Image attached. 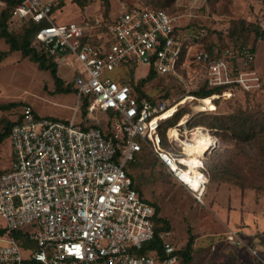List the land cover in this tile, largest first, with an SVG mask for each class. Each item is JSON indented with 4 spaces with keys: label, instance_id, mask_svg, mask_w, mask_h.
Here are the masks:
<instances>
[{
    "label": "built area",
    "instance_id": "1",
    "mask_svg": "<svg viewBox=\"0 0 264 264\" xmlns=\"http://www.w3.org/2000/svg\"><path fill=\"white\" fill-rule=\"evenodd\" d=\"M53 3L22 0L12 19L47 23L36 33V42L69 71L77 104L67 121L41 117L22 106L21 121L16 119L10 129L11 161L0 173V228L20 233L25 243L22 247L15 238L0 235V264H180L178 248L165 240L166 233L159 234L160 252L138 254L154 239V209L140 199L124 169L146 146L167 175L189 191L182 178L188 170L182 162L188 157L184 146L194 143L195 134L206 136L209 150L198 158L196 168L203 180L199 191H191L200 202L208 183L203 161L218 141L205 127L187 129L178 122L167 129L164 147L156 118L165 105L139 98L123 78L133 66L135 72L145 69L141 77L149 70L170 75L187 90H194L197 81L198 88L237 85L252 92L260 87V77L251 68L255 51L226 46L208 52L199 43L204 28L182 32L184 25L175 17L139 4L121 5L110 21L95 12L56 25ZM231 96L213 95V109H193L214 112L215 99ZM192 98L197 105L203 101ZM83 100L88 104L82 112ZM78 112L82 116L76 120ZM104 116L110 120L105 127L90 125ZM170 130H176L178 138L170 136ZM226 241L245 248L236 232L230 231ZM246 249L262 264L257 249Z\"/></svg>",
    "mask_w": 264,
    "mask_h": 264
},
{
    "label": "rangeland",
    "instance_id": "2",
    "mask_svg": "<svg viewBox=\"0 0 264 264\" xmlns=\"http://www.w3.org/2000/svg\"><path fill=\"white\" fill-rule=\"evenodd\" d=\"M61 1L53 0V7ZM109 3L112 12L118 11L124 4L152 5L150 0H109ZM2 8L3 4L0 3V11ZM103 8L101 0H93L80 12L70 0H63V6L56 9L51 17L56 25L67 24L86 14L102 11ZM165 10L176 18L180 26H202L208 34L206 41L216 36L219 42L227 46L236 47L234 45L242 41L254 49V70L260 77V87L245 98L239 93L229 100L220 97L217 100V113L228 115L239 110L254 112L255 115H260V120L264 122V35L258 36L254 30L247 28L249 25L255 26L258 34L264 31V0H173L171 6ZM22 23L16 22L12 25V31L20 29ZM233 23H237L238 27L241 23L245 25L246 29L239 39H233L229 35L230 25ZM7 49V46L0 42V51ZM144 74L145 69L138 68L134 73V81L141 79ZM58 76L64 84L70 83L69 71L59 66ZM174 83L180 84L185 93L200 89V83L197 81L194 82V90H187L183 83L176 79L161 83L153 80L146 83L142 89L157 100L167 90V84ZM179 96L171 95L165 100L157 101L155 105L159 107L164 104L167 109L176 103ZM190 98L184 105L186 114L199 113L193 109L198 108L197 103H191L194 99L191 96ZM8 103L20 105L10 112H0V120L16 121L22 106H29L38 116L67 121L73 116L77 97L75 93L55 91L53 79L48 72L38 70L34 63L22 58L19 53H13L0 63V104ZM81 116V112H78L76 120L81 119ZM194 121H197V115L191 122ZM186 127L190 128L189 125ZM217 136V148L205 156L206 163L225 161L240 170L247 181L245 188L228 183L208 182L200 202L173 179L169 182L160 180L147 183L143 186V192L145 197L159 208V216L169 224V230L165 232L166 241L180 249L190 236L193 237L195 261L204 257V261L209 264H254L255 261L251 260L246 250L235 249L226 241V236L232 231L240 236L244 244H249L253 238H262L264 244V181L261 180L260 174L250 171L249 164L260 163L258 167H264V155L262 158L259 155L264 150V140L241 145L231 139L230 135ZM5 152L8 153V143H0V169L8 161ZM152 171L157 170L153 168ZM258 256L264 261V250L260 251Z\"/></svg>",
    "mask_w": 264,
    "mask_h": 264
},
{
    "label": "trees",
    "instance_id": "3",
    "mask_svg": "<svg viewBox=\"0 0 264 264\" xmlns=\"http://www.w3.org/2000/svg\"><path fill=\"white\" fill-rule=\"evenodd\" d=\"M22 0H0V3L3 4V8L0 11V42L4 43L7 46L6 51H0V63L4 61L10 54L19 53L22 58L29 60L30 62L34 63L38 70L45 71L50 74L53 79L55 91L60 93H75L77 94V90L74 87L73 83L70 81L68 84H64L61 78L58 76V65L53 60V57L49 54V51L46 50L40 43L36 42L35 35L38 30L43 27L47 26L46 22L35 23L33 21H17L12 19V12L14 8L21 2ZM72 4H74L80 12L86 9L93 0H70ZM104 6L102 11L99 12L105 21H110V19L116 14V12L111 11V5L109 0H101ZM173 0H150L151 6H148L152 10L157 11H164L166 12L165 8L171 6ZM132 5V4H127ZM63 6V0L57 4L55 7L51 9V13H53L56 9H60ZM91 14H86L83 17H89ZM16 22L22 23L23 25L20 29L16 31H12V25H15ZM203 28L202 26L194 27L190 24H185L183 28H181L182 32L186 31H197ZM247 28H251L255 31L256 35H264V31L258 34V30L255 26L249 25ZM244 23H241V26L238 27L237 23H233L230 25L229 35L233 39H239L240 35H242L243 31L245 30ZM207 33L203 38L200 39L199 43L201 48H204L206 51L212 50L214 47H218L219 49L226 47L227 44H223L218 41L216 36H213L211 39L206 41ZM218 35H220L218 33ZM220 37V36H219ZM237 48L247 47V45L240 41L239 44L234 45ZM251 68H254V63H252ZM134 73L135 68H129L125 77L123 78V82L128 84L132 90L136 93L139 98L147 99L151 104H154L157 101L165 100L171 95H180L178 101L181 99L191 96L197 99H209L213 95H222L224 93H232V96L239 93L244 98L251 96L252 92H244L239 88L237 85H228V86H221L216 88H207L206 86L200 87L197 91L192 92H184L181 89L180 84L174 83L173 85L167 84V90L155 100L154 98L150 97L145 91H143V86L153 80H158L160 83L164 81H171L175 78L170 75H157L152 70H149L146 76L142 77L139 80L134 81ZM219 99V98H218ZM214 100L216 104V109L214 112H199L197 114H193L190 118L188 116H184L186 114L185 104L179 106L176 109L174 114L171 118L164 120L162 123L158 125V134L160 136L162 145L167 147V141L165 137V133L167 129L175 126L182 118L187 117L186 125H189L190 128L196 126H202L209 129L213 132L219 142V135H230V138L233 139L236 143L241 145L245 144H255L260 139L264 140V122L260 120V115H255L254 112H247L239 110L235 113H231L228 115H219L217 113V100ZM231 99V98H230ZM188 103V102H187ZM87 100H83L81 102V110L82 112L85 110L87 106ZM20 104L19 103H8V104H0V112H10L17 108ZM174 105V104H173ZM202 105H198V108ZM169 108V107H168ZM167 108V109H168ZM199 111V109H197ZM35 114V113H34ZM197 115V121H193V117ZM22 117L19 114L17 117V121H21ZM54 119V118H52ZM109 118L101 117L97 122H90V125L93 127L103 128L109 124ZM15 124V121L10 122L7 119L0 120V142L7 139L9 136V132L11 127ZM217 133V134H216ZM213 152V151H212ZM260 158L264 155V150L260 153ZM227 161V160H226ZM255 161V160H252ZM251 172L258 173L261 176V180L264 181V167L260 164H253L249 162ZM153 168L157 171L153 172ZM125 173L128 178L131 180L132 188L138 193L140 199L149 205H151L154 209V230L155 236L154 239L150 242H147L143 249L138 252L139 255H147L149 251L156 249L159 252L161 251V240L159 239V234L165 233L169 230V224L167 220L161 218L159 216V208L156 206L154 202H150L148 198L145 197L143 192V186L147 183H154L158 181L169 182L173 178L167 175L166 170L163 164L155 157V155L147 148L143 146L139 153L135 155L134 160L129 161L125 167ZM2 173V172H0ZM203 173L207 177L208 182L212 183H228L234 186L245 188L247 185V181L245 177L242 175L241 171L236 169L229 164L223 163L218 160L216 162H208L206 160L203 161ZM262 188V186H259ZM0 235H7L10 237L15 238V240L24 247L25 239L24 237L17 232L7 233L5 229L0 228ZM201 247H199L200 249ZM177 255L180 260V264H204V257L199 258V260L195 261L194 253L195 250L193 249V237L190 236L184 245L183 248H178ZM37 264V263H36ZM205 264H209V262H205ZM254 264H260L255 262Z\"/></svg>",
    "mask_w": 264,
    "mask_h": 264
},
{
    "label": "bare ground",
    "instance_id": "4",
    "mask_svg": "<svg viewBox=\"0 0 264 264\" xmlns=\"http://www.w3.org/2000/svg\"><path fill=\"white\" fill-rule=\"evenodd\" d=\"M215 99V97H213ZM212 98L205 99L201 101L202 105L199 107H209L213 109V103L211 101ZM191 98L190 96H187L174 105H171L168 109L162 111L157 115L156 122H162L164 120H167L168 118H171V116L174 114L176 109L181 106L186 104L188 101H190ZM202 110V109H199ZM187 122V117H183L181 121H179V126H185ZM170 136H174L175 138H178L176 130H170L169 132ZM193 144H188L187 142L185 143L184 149L185 152L188 154V157L184 158L182 162L188 166V170L184 171L183 173V181L188 183L189 186V191H199V183L201 180H203V177L201 176L200 172L196 169L199 166V157L204 156L209 150V143L207 141L206 136L202 135H194L192 137ZM204 154V155H203Z\"/></svg>",
    "mask_w": 264,
    "mask_h": 264
},
{
    "label": "crops",
    "instance_id": "5",
    "mask_svg": "<svg viewBox=\"0 0 264 264\" xmlns=\"http://www.w3.org/2000/svg\"><path fill=\"white\" fill-rule=\"evenodd\" d=\"M15 121V120H14ZM10 122H13V121H10ZM3 142H7L8 143V153L6 154L5 152V155L8 156V161L7 163H5V165L0 169V172H3L5 170H7L9 168V165H10V161H11V154H10V146H9V142H8V138L3 140L2 142L0 143H3ZM5 167V168H4ZM239 236V235H238ZM240 237V236H239ZM241 239V238H240ZM244 244V243H243ZM244 249L246 250V252L249 254L248 250L246 249L247 247L249 248H255L258 250V252L260 251H263L264 250V244H263V241H262V238H253L252 241L249 243V244H244ZM235 248V247H234ZM235 249H239V248H235ZM250 255V254H249ZM251 257V256H250ZM251 260L252 257H251ZM262 260V259H261ZM262 264H264V261L262 260Z\"/></svg>",
    "mask_w": 264,
    "mask_h": 264
}]
</instances>
